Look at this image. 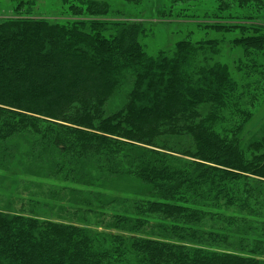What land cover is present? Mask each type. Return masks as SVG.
<instances>
[{"label":"trees","instance_id":"16d2710c","mask_svg":"<svg viewBox=\"0 0 264 264\" xmlns=\"http://www.w3.org/2000/svg\"><path fill=\"white\" fill-rule=\"evenodd\" d=\"M179 1L212 35L154 54L106 1L0 8V264H264V0Z\"/></svg>","mask_w":264,"mask_h":264},{"label":"rangeland","instance_id":"374dc122","mask_svg":"<svg viewBox=\"0 0 264 264\" xmlns=\"http://www.w3.org/2000/svg\"><path fill=\"white\" fill-rule=\"evenodd\" d=\"M0 1V8H4L7 5H15L17 0ZM62 1L63 0H34L35 16L41 15L51 20L62 18L60 17V13L66 7L62 4ZM102 1H106L109 4V16L141 22L144 25L146 29L145 35L140 37V41L145 45L147 52L150 54H154L158 50L172 49L174 44L182 38H208L212 35L211 31L200 29L194 22L182 23L177 21L174 17L161 15L163 11L168 12L181 9L183 4L179 0H140L139 2L128 0ZM196 2L199 6L210 8L214 1L197 0ZM192 3L191 1L190 4ZM221 55L223 60L228 64H232L231 62L234 59V54L232 55L230 51L224 49ZM263 114L264 103L257 107L254 116L251 118V122L258 119Z\"/></svg>","mask_w":264,"mask_h":264}]
</instances>
